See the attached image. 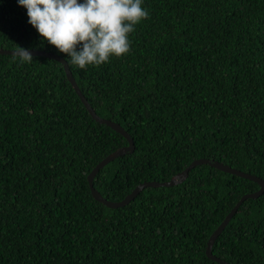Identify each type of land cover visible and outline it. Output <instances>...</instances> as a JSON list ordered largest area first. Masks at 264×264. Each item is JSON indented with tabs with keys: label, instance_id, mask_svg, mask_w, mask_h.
<instances>
[{
	"label": "trees",
	"instance_id": "1",
	"mask_svg": "<svg viewBox=\"0 0 264 264\" xmlns=\"http://www.w3.org/2000/svg\"><path fill=\"white\" fill-rule=\"evenodd\" d=\"M83 2V0H79ZM131 51L72 75L135 152L107 165L95 189L120 202L170 182L194 161L264 180V0H144ZM69 57L0 0V49ZM128 141L97 123L64 66L0 55V264H219L211 235L257 183L209 165L180 185L146 188L111 209L88 176ZM230 264H264V195L247 199L213 247Z\"/></svg>",
	"mask_w": 264,
	"mask_h": 264
},
{
	"label": "clouds",
	"instance_id": "2",
	"mask_svg": "<svg viewBox=\"0 0 264 264\" xmlns=\"http://www.w3.org/2000/svg\"><path fill=\"white\" fill-rule=\"evenodd\" d=\"M18 4L27 10L28 23L42 39L69 57L68 66L80 70L128 55L130 35L149 19L144 0H18ZM12 59L32 63L33 54L16 45Z\"/></svg>",
	"mask_w": 264,
	"mask_h": 264
},
{
	"label": "water",
	"instance_id": "3",
	"mask_svg": "<svg viewBox=\"0 0 264 264\" xmlns=\"http://www.w3.org/2000/svg\"><path fill=\"white\" fill-rule=\"evenodd\" d=\"M29 51L33 54V56L45 57V58L53 59V60L60 62L64 66L67 79L69 80L71 85L74 87L75 91L79 95L82 103L84 104L85 108L88 110L91 117L97 123H99L101 125H106L109 128L116 131L117 133H119L120 135H122L124 138L127 139L128 143H129L127 147L120 148V149L116 150L114 153L110 154L108 157H106L102 162H100L97 165L96 168L93 169V171L88 176V182H89V186H90L92 196L94 197V199L96 201L104 204L106 207L111 208V209H117V208L125 207L128 204H130V202L135 200L138 197V195L144 189H146L148 187H150V188H163V187H173V186L180 185L188 178L190 170L194 169L197 166H201V165H209L210 167H213L217 170H220L222 172L253 181L259 185V187H260L259 191H257L256 193L247 194L241 198V200L232 209V211L228 214V216L221 223V225L211 235V237L208 241L207 249H206L207 257L209 259H211L212 261L218 262L219 264H230V263H227V262L219 259L218 257L214 256L213 247L215 245V242L218 239V237L222 234V232L225 230V228L229 225V223L233 219V217L237 214V212H238V210L241 207L243 202H245L247 199H257V198L261 197L262 195H264V180H262L256 176L246 174L240 170L234 169V168L229 167L227 165H224L222 163L212 162L210 160L202 159V160L194 161L182 173H180L177 176H175L174 178H172L170 182H165V183H159V182H155V181L154 182H146V183L140 184L130 195H128L124 200H122L120 202H111V201L106 200L95 189L94 180H95L96 176L99 174V172L102 169H104L107 165H109L110 163H112L116 159L123 157L127 154H133L135 152L134 140L130 137V135L125 131V129L120 124H118L112 120H109V119H104V118L100 117L99 115H97V113L90 106L89 102L86 100V98L82 94L80 88L78 87V85H77V83H76V81L72 75V72H71L68 64L66 63V61L64 59H62L61 57H59L57 55L46 53L43 51H35V50H29ZM12 52H13V50L0 49V55H12Z\"/></svg>",
	"mask_w": 264,
	"mask_h": 264
}]
</instances>
